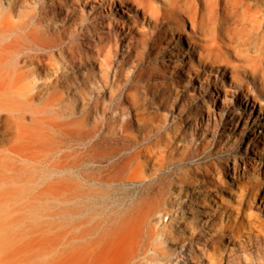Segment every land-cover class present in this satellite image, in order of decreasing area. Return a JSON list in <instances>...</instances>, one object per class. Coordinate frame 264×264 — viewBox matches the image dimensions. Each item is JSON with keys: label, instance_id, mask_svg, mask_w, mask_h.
Returning <instances> with one entry per match:
<instances>
[{"label": "rangeland", "instance_id": "374dc122", "mask_svg": "<svg viewBox=\"0 0 264 264\" xmlns=\"http://www.w3.org/2000/svg\"><path fill=\"white\" fill-rule=\"evenodd\" d=\"M223 5L239 17L244 42L210 63L198 25L184 18L182 34L170 15L143 19L126 0H0L2 26H35L61 42L35 84L59 93L67 118L90 111L102 143L92 161L68 157L60 169L56 154L22 175H0V210L14 208L15 228L25 234L15 246L18 264H67L68 207L76 223L92 205L106 212L139 197L151 212L150 246L162 247L147 264H189L180 249L188 241L205 248L203 264H264V88L259 71L246 68L264 65V36L251 20L263 16L264 0ZM24 70L34 73L29 64ZM197 106L200 120L189 125ZM72 144L65 151L84 147ZM89 173L108 176L85 181Z\"/></svg>", "mask_w": 264, "mask_h": 264}, {"label": "bare ground", "instance_id": "6f19581e", "mask_svg": "<svg viewBox=\"0 0 264 264\" xmlns=\"http://www.w3.org/2000/svg\"><path fill=\"white\" fill-rule=\"evenodd\" d=\"M126 1L141 10L143 19L148 18L155 23L170 15L174 24L182 25V34H187L185 19L198 25L205 37L203 39L205 58L210 63L213 61L220 63L222 61L220 54L226 56L231 45H240L244 42L245 28L240 24L239 17L232 14L233 9L231 13L223 5L224 0H160L161 3L157 0ZM123 2L124 0H119V5L122 6ZM233 5L230 7L232 8ZM243 6V16H250L252 6L247 3ZM161 9L166 11L165 15L160 13ZM256 10L257 14L259 9ZM121 11L124 12V9L122 8ZM262 15L257 14L251 17V20H255L257 34L264 36V10ZM210 34V38H207ZM48 38L47 33L35 26L30 27L25 24L15 31L0 23V175H22L32 168V162L35 164L56 154L60 164L54 167L60 169L64 167L63 160L68 157L78 161L86 159L92 161L100 156L98 150L102 145L101 138L97 135L98 128L90 126L93 121L91 112L85 111L78 120L67 118L70 115H65L58 107L56 96L59 93L48 92V87L39 89L35 84L36 75H39L38 69L48 63L49 51L61 46L60 41H52ZM262 60L264 63V57ZM90 62L97 60L92 56ZM26 64L33 66L35 74L24 70ZM255 65L249 64L246 68L251 73L259 71L261 85L264 88V65L256 67ZM180 82L184 84L186 80ZM253 100L255 101L256 98L253 97ZM200 110L201 108L197 106L195 111L188 112L185 122H188L190 117L189 125L197 126L201 116ZM72 143L84 147L81 150L78 148L79 151L68 153L65 150L70 149ZM232 170L236 171L235 163ZM91 175L92 173L82 176L85 181L94 180V182H102L108 176L95 175L96 177L93 178ZM71 189L72 185L69 181L66 189L64 188L67 190L69 202L72 198ZM1 197H5V194H0V205L6 202H4L5 198L2 200ZM195 203L199 215L202 216L199 209L202 205L201 201L197 200ZM70 208H67L68 224L65 233L67 264H74L75 260L78 264H147L148 259L157 260L162 256L160 250L162 247L157 250L150 246V240L155 236L146 229L151 212L142 197L132 200L127 206L109 209L106 212L92 205L93 209L89 213L81 212L82 215L76 223L73 221ZM15 225L14 208L0 210V264H18L15 246L25 234H20ZM229 237H235V233L232 232ZM180 249L184 261L189 264H203V260L206 259L205 248L199 247L192 241H188Z\"/></svg>", "mask_w": 264, "mask_h": 264}]
</instances>
